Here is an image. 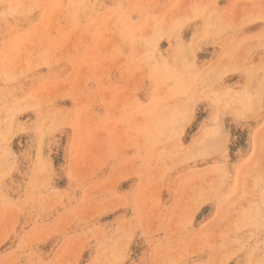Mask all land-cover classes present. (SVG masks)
Instances as JSON below:
<instances>
[{
    "label": "rangeland",
    "instance_id": "rangeland-1",
    "mask_svg": "<svg viewBox=\"0 0 264 264\" xmlns=\"http://www.w3.org/2000/svg\"><path fill=\"white\" fill-rule=\"evenodd\" d=\"M263 24L0 0V264H264Z\"/></svg>",
    "mask_w": 264,
    "mask_h": 264
},
{
    "label": "bare ground",
    "instance_id": "bare-ground-1",
    "mask_svg": "<svg viewBox=\"0 0 264 264\" xmlns=\"http://www.w3.org/2000/svg\"><path fill=\"white\" fill-rule=\"evenodd\" d=\"M192 20V19H191ZM257 21V20H256ZM253 22V21H252ZM251 23V22H250ZM219 25H221V24H219ZM261 26V25H260ZM259 26V27H260ZM263 27H264V24H263ZM263 29V28H262ZM256 37V36H255ZM230 40V39H229ZM144 42V41H143ZM257 46H259V45H257ZM254 47V46H253ZM262 47V46H261ZM260 54V53H259ZM256 56H258V55H256ZM253 61V60H252ZM252 63V62H251ZM261 64H264L263 62L261 63ZM257 66V65H256ZM256 66H253V67H256ZM264 66V65H263ZM249 67H250V65H249ZM251 68V67H250ZM263 68V67H262ZM249 69V68H248ZM261 71V70H260ZM247 87V86H246ZM264 87V86H263ZM227 89V88H226ZM214 91V90H213ZM230 91V90H229ZM264 91V90H263ZM224 92V91H223ZM238 92V91H237ZM230 94V93H229ZM261 94V93H260ZM228 98V97H227ZM226 100V99H225ZM226 103V102H225ZM264 119V118H263ZM246 169V168H245Z\"/></svg>",
    "mask_w": 264,
    "mask_h": 264
}]
</instances>
